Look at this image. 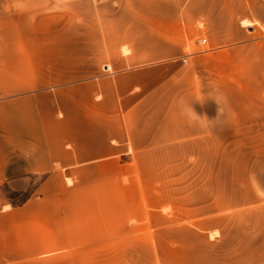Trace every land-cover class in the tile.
Segmentation results:
<instances>
[{
	"label": "crops",
	"instance_id": "0c3cea01",
	"mask_svg": "<svg viewBox=\"0 0 264 264\" xmlns=\"http://www.w3.org/2000/svg\"><path fill=\"white\" fill-rule=\"evenodd\" d=\"M63 6L65 20L79 9V38H25L24 0H0V264H168L158 252L178 246L180 220L195 237L211 231L210 209L196 204L215 196L161 194L135 172L159 170L150 156L218 154L256 156L255 177L239 183L256 188L255 241L248 200L232 211L227 196L238 257L193 242L190 264H264V0ZM41 9L35 0L34 26ZM189 105L214 120L190 123Z\"/></svg>",
	"mask_w": 264,
	"mask_h": 264
},
{
	"label": "rangeland",
	"instance_id": "374dc122",
	"mask_svg": "<svg viewBox=\"0 0 264 264\" xmlns=\"http://www.w3.org/2000/svg\"><path fill=\"white\" fill-rule=\"evenodd\" d=\"M65 1L66 0H56V2L61 3L62 6L58 7V11H51L49 10L50 0H41L42 9L40 11V17L37 21L38 24L34 26L31 20H33V4L35 0H24L26 21L30 23L29 26L26 25L25 38H36L37 33L40 34V38H69L70 36L79 38L81 34L80 11L79 9H76V11H68L67 13L72 14V18L69 17V19L65 20L66 11H64L65 7L63 6ZM50 12L53 13V17L49 16ZM150 157H152L153 161L151 164L159 166V170L135 173L137 178L139 174H145L153 181L159 182L160 187H153L154 190L157 189L161 194L166 192L168 194H175L182 190L185 198H192V195H195L197 190L200 198H205L207 194H214L216 199L214 203L201 202L196 204L201 210L204 209L208 211V208L210 209V217H207L204 221L209 222L211 231L206 232V235H202L201 238L195 237V235L188 230L192 225L191 218L185 217L180 220L185 228L182 234L169 236L174 241H177L178 246L174 249L158 252L163 259H167L168 264L173 262H175L173 264H190V260L195 255L192 248L193 242L200 244H197V246L201 248V254L206 252L211 258H221L228 254H232L233 257H238L239 252L236 247L241 237L239 218L229 217L226 215L227 213L224 212L225 209V211L230 210V208H227L229 203L224 202V200H227V196H229L232 201V211L238 210L235 206L239 205L238 201L240 197L248 200L247 240L249 246L251 243H254L255 203L253 200L256 188L254 186H240L239 183L245 181V179H243L244 176L255 177L257 169L255 163L256 156H248L252 159V162L248 164L245 161L247 156L240 155L218 154L215 156L185 155ZM130 161H133V158H130ZM167 166L168 169H166ZM193 178L200 179V186H192ZM181 183L183 184L182 188H180V185H182ZM27 195L28 193L20 196L15 195L14 201L19 202ZM182 205V211L185 213V216H187V214H190L193 210V204L185 202ZM166 209L169 210L170 208L167 207ZM205 242H209L211 244L210 247L207 248L204 246L203 244ZM202 249L205 251H202ZM155 254L156 252H153L154 257ZM254 254L255 252L253 250L248 251L249 260L254 257ZM229 255L227 257H229Z\"/></svg>",
	"mask_w": 264,
	"mask_h": 264
},
{
	"label": "clouds",
	"instance_id": "9594fccd",
	"mask_svg": "<svg viewBox=\"0 0 264 264\" xmlns=\"http://www.w3.org/2000/svg\"><path fill=\"white\" fill-rule=\"evenodd\" d=\"M216 103L219 105L218 108V116L222 115V111H221V106H220V101L215 99ZM182 115H184L186 117V119L193 124H197L201 127H207L208 123L214 119H209L206 115H200L198 114L194 108L192 107V105L189 106H185L182 108ZM216 117V118H217ZM215 118V119H216Z\"/></svg>",
	"mask_w": 264,
	"mask_h": 264
},
{
	"label": "trees",
	"instance_id": "16d2710c",
	"mask_svg": "<svg viewBox=\"0 0 264 264\" xmlns=\"http://www.w3.org/2000/svg\"><path fill=\"white\" fill-rule=\"evenodd\" d=\"M25 193H28V192H25ZM25 193H24V194H25Z\"/></svg>",
	"mask_w": 264,
	"mask_h": 264
},
{
	"label": "built area",
	"instance_id": "2783aa9c",
	"mask_svg": "<svg viewBox=\"0 0 264 264\" xmlns=\"http://www.w3.org/2000/svg\"><path fill=\"white\" fill-rule=\"evenodd\" d=\"M185 61V60H184Z\"/></svg>",
	"mask_w": 264,
	"mask_h": 264
}]
</instances>
